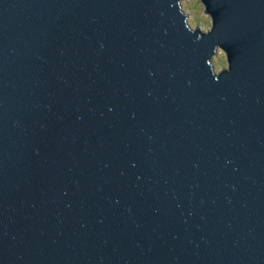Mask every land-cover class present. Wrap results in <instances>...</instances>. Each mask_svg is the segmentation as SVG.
<instances>
[{
  "label": "water",
  "instance_id": "95a60500",
  "mask_svg": "<svg viewBox=\"0 0 264 264\" xmlns=\"http://www.w3.org/2000/svg\"><path fill=\"white\" fill-rule=\"evenodd\" d=\"M181 1L0 0V264H264V0Z\"/></svg>",
  "mask_w": 264,
  "mask_h": 264
},
{
  "label": "rangeland",
  "instance_id": "374dc122",
  "mask_svg": "<svg viewBox=\"0 0 264 264\" xmlns=\"http://www.w3.org/2000/svg\"><path fill=\"white\" fill-rule=\"evenodd\" d=\"M182 9L188 14V23L191 27L201 26L204 30H209L212 25L210 15L205 13V7L201 0H182ZM213 58L214 70L218 73L228 66L226 54L221 49Z\"/></svg>",
  "mask_w": 264,
  "mask_h": 264
}]
</instances>
